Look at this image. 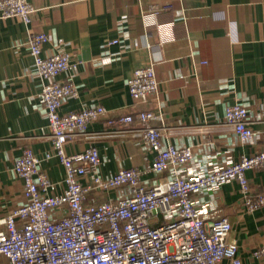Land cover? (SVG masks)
<instances>
[{"label":"crops","instance_id":"1","mask_svg":"<svg viewBox=\"0 0 264 264\" xmlns=\"http://www.w3.org/2000/svg\"><path fill=\"white\" fill-rule=\"evenodd\" d=\"M29 1L37 10L30 25L0 19V218L25 201L23 182L14 172L16 159L26 149L41 158L52 149L39 102L43 81L26 44L30 32L48 36L45 56L63 51L77 64L57 79H72L79 90V98L65 102L61 112L98 105L108 110L89 132H108L110 118L155 111L160 117L152 125L169 127L174 145L192 146L205 170L238 162L264 147L262 137L244 144L221 125L226 106L240 103L250 111L253 130L259 134L264 129V0ZM114 40L118 43L110 45ZM150 64L159 81L157 98L136 104L128 80ZM92 146L100 153L103 177L121 168H146L153 157L129 135L76 136L67 152ZM41 168L62 191L65 170L59 160H45ZM246 176L255 195L264 193V171L249 170ZM195 199L232 221L230 240L239 245L244 264H263L254 252L264 245V208L246 212L235 182ZM0 264L8 262L0 257Z\"/></svg>","mask_w":264,"mask_h":264},{"label":"built area","instance_id":"2","mask_svg":"<svg viewBox=\"0 0 264 264\" xmlns=\"http://www.w3.org/2000/svg\"><path fill=\"white\" fill-rule=\"evenodd\" d=\"M36 11L29 0H0L3 20L20 19L30 25ZM47 42L45 33L30 32L26 44L43 81L39 102L46 112L52 149L42 158L26 149L15 161L14 172L23 182L25 201L0 218V257L8 264H244L239 245L230 240L232 221L216 216L210 204L199 206L195 196L215 194L235 182L246 212L263 209L264 193L255 195L246 173L264 171V147L238 162L205 170L192 146L174 145L169 127L152 125L160 117L155 111L110 118L108 132H89V126L108 110L98 105L61 112L65 102L79 98V90L72 79H57L77 64L67 52L45 56ZM117 43L114 40L110 45ZM128 87L136 104L156 99L155 66L136 69ZM252 123L246 106H226L221 125L241 143L257 136L264 139V129L257 134ZM128 135L139 139L153 155L146 168H121L103 177L96 147L67 152L76 136L92 140ZM52 158L65 170L60 192V184L41 168L43 161ZM148 174L158 178L145 179ZM100 197L106 200L99 202ZM254 256L264 264V245Z\"/></svg>","mask_w":264,"mask_h":264}]
</instances>
